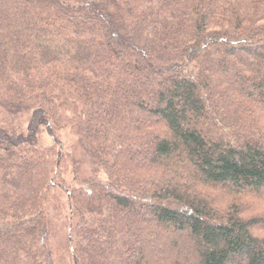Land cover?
Segmentation results:
<instances>
[{
    "label": "trees",
    "instance_id": "trees-1",
    "mask_svg": "<svg viewBox=\"0 0 264 264\" xmlns=\"http://www.w3.org/2000/svg\"><path fill=\"white\" fill-rule=\"evenodd\" d=\"M0 264H264V0H0Z\"/></svg>",
    "mask_w": 264,
    "mask_h": 264
},
{
    "label": "rangeland",
    "instance_id": "rangeland-1",
    "mask_svg": "<svg viewBox=\"0 0 264 264\" xmlns=\"http://www.w3.org/2000/svg\"><path fill=\"white\" fill-rule=\"evenodd\" d=\"M63 139V138H62ZM69 139L71 140V138L68 136L66 139H63V141L65 140L66 142H68L69 141ZM45 143H47V139L46 138H44V140H43Z\"/></svg>",
    "mask_w": 264,
    "mask_h": 264
},
{
    "label": "water",
    "instance_id": "water-1",
    "mask_svg": "<svg viewBox=\"0 0 264 264\" xmlns=\"http://www.w3.org/2000/svg\"><path fill=\"white\" fill-rule=\"evenodd\" d=\"M58 161H59V158H58V160H57V163H58Z\"/></svg>",
    "mask_w": 264,
    "mask_h": 264
}]
</instances>
